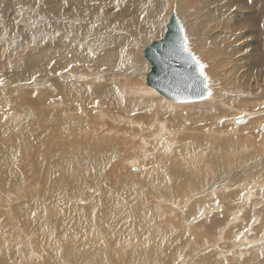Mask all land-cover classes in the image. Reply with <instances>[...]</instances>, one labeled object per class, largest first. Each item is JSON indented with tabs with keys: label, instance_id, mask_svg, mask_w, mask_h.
I'll return each instance as SVG.
<instances>
[{
	"label": "rangeland",
	"instance_id": "rangeland-1",
	"mask_svg": "<svg viewBox=\"0 0 264 264\" xmlns=\"http://www.w3.org/2000/svg\"><path fill=\"white\" fill-rule=\"evenodd\" d=\"M66 1L68 6L79 2V0ZM202 1L174 0L177 9L173 7L174 2L169 4L160 17L152 18L148 24H145L144 28H151V30L141 36H138V32L133 29L135 24L131 22L120 24L116 20L115 16L127 5L124 0H115L107 5L105 12L96 13L89 9L82 10L78 15H60L79 19V23L75 19L68 21L76 23L73 28L69 24H65V27L56 28L53 21L59 24L64 20H53L51 16H47L45 22L37 24L36 37L34 38L36 42L31 43L32 40L29 47L23 45V36L17 39L14 48L8 52V60L5 61L7 64L3 70L1 68L0 77V89L10 93L8 99L10 102L0 104V264L3 261V264H80L81 257H85L87 254H92L91 259L93 260L91 262H95L94 264L102 263L100 259H104V257H106L104 264H112L114 259L115 263L113 264H171L168 262L167 248L180 245L186 247L179 259L184 256L188 262L183 260L181 264L184 262L187 264H212L211 262L215 261L216 258L220 264H232L230 262L233 261L240 263V258L245 255L244 253L256 254L257 259L252 258L251 262L264 258V223L261 222V219H264V188L260 189V192L258 188V184L264 182V152L262 153V149L264 150V123L257 127L249 121L244 125L239 124L237 126L233 121L240 117L241 111L239 110H264V102L256 107L242 104V101L246 100L257 101L262 99L264 101V95H262L264 93V18L258 21H248V26L244 23L245 30L240 29L239 34L242 36L248 33L250 50H247L256 55L257 66L248 73L250 81L254 83V88L240 83L239 67L236 68L241 56L238 51V26L234 29L229 28L228 20L232 22L234 20L227 17L215 16L212 18ZM244 1L248 2V0ZM37 2H39V9L45 10L43 2L46 3V0H38ZM9 3L10 0H0V9H6ZM91 6L98 8L100 4L92 3ZM256 6L264 7L260 0H256ZM18 8L23 14H27L31 20V16L28 14L30 7L18 6ZM172 11H176L179 19H181L186 34L188 51L194 55L196 60H199L200 64L204 65L203 77H206L209 91L204 98L198 100L173 101L162 95L149 83L147 84L146 76L151 65L145 57V48L152 41L163 37L164 33L161 28L164 27V21ZM163 15L165 17H162ZM25 20L29 21L28 17H25ZM87 21L88 23L93 22L100 31V38L93 43H89L81 34L82 29L88 24ZM46 26H48V34L41 36L40 29ZM109 26L125 30L123 33L132 37L133 46L127 49L129 54L127 55L130 56L128 61L132 62L130 71L119 68L99 67L98 69V66L94 65L92 61L82 62L76 66L73 65L74 67L69 66V69L68 67L64 68L66 69L64 72L66 71L67 74L76 73L78 76L75 79L77 80H64L60 76V73H63V64L51 61V66L47 68L45 73H38L27 81L17 80L13 82L4 79L3 71L17 75L23 70L26 52L37 46L55 42L57 39L78 40L86 44L85 47L97 50V52L92 51L94 59L100 57L112 44H116L112 43L113 39L108 40L111 37L109 34L103 39V34L108 32ZM102 39L107 40V43L101 48L95 47V44ZM137 64H140L141 70L136 69ZM87 74L90 76L86 80L84 78ZM110 76L114 78L112 81H108ZM44 80L46 85H31V83L37 81L40 83ZM53 80L87 84L97 97L90 101L88 107L85 108L83 104L75 103L65 98L64 95H60L59 91L53 87ZM106 84H112L118 88L123 96L128 98L127 104L134 101L133 106L127 111H122L103 103L100 86ZM134 85L154 88L156 95L141 93L132 88ZM218 88L223 91L220 89L221 92ZM131 89H134L136 93L130 94ZM32 91L48 92L50 97L45 101L46 104L36 105L29 97L31 94L28 92ZM149 98L158 100L156 103L161 107L157 109L149 102ZM138 100H144L146 104L137 105ZM216 100H220L222 103H216ZM12 113L23 116L14 119L10 117ZM157 116L159 122H165V127L168 129L165 138L170 143H166L162 139V144L150 137V135L163 130V125L161 127L160 123L155 121ZM129 118L133 119V122ZM247 120H249L248 117ZM138 121L141 123L135 124ZM189 143L192 144V147H187V144L190 145ZM155 148H159L160 151L154 153ZM228 151H231L233 156H230ZM12 152L17 153V158L11 159ZM147 153H153V155L148 157ZM227 153L228 156H226ZM213 155H216L215 159ZM208 157L209 162H212L213 166L215 165L214 177L210 167H208V160H206ZM134 158L137 159V162L148 165L147 174H151L154 170L157 173L158 167L169 166L177 158H181L183 162L181 163L182 160L178 159V164L176 162L177 170L172 168L168 172L173 177L171 179H174L168 180V187L163 177L148 176L145 179L143 178L144 175L134 174L135 171L130 170V167L125 165L123 167L126 169L121 170L122 161H132ZM260 159L263 160L262 163ZM203 161L207 165L205 169L202 168ZM248 161L251 163L250 165ZM258 162L262 165L261 167ZM257 168L262 169L257 170ZM248 171L252 172L250 173L252 176L248 174ZM211 178L215 182L211 181ZM217 178H221V183ZM150 179L152 181L154 179L161 186V192L159 190L156 194L150 190L148 187ZM215 179L218 181L216 182ZM205 180L208 184L205 183ZM126 183L142 184L140 190L135 187L139 190L138 198L124 193L127 205L132 211L136 210L134 209L135 201L140 202L139 199L142 197L148 201L147 203L144 201L143 206L146 207L147 205L146 208H150V210L144 207L143 210H139L140 214L137 213V210L131 212L129 209L128 213L123 211L124 213L118 215V218L121 219L116 218L115 224L118 226L113 224L116 230L118 229L117 232L115 230L116 235L115 232H112L111 224L107 222L110 213L106 210L111 209L110 205L112 206L115 201L112 196L116 194L113 195V193L121 190ZM255 184L259 195L254 194L250 199H244L243 197L247 196L250 185L252 188ZM91 186H96L94 193L90 191L92 190ZM89 188L90 192L88 191ZM84 191L95 196L91 202L94 205L86 208V213L81 211L80 207L87 205L88 201L82 204V199H80L79 202H76L79 205L75 203V199L79 198ZM203 192L208 195L203 194ZM161 193L163 194L162 197L160 196ZM190 194H197V197H200L195 200L198 205L196 210L182 209L183 207H181ZM159 199L162 200L160 201V205L162 202L163 206L162 211H166L161 216L160 224L163 227L165 224L161 230L160 225L156 224L154 211L160 206ZM164 199L172 201V203H168ZM251 201L254 203L253 206H250L252 205ZM174 202L182 205L179 208L178 204L174 206ZM245 203H248L249 206H246ZM107 206L109 207L107 208ZM152 206L154 207L152 208ZM169 207L172 211H168ZM249 207L256 211L250 217L247 216ZM135 208H138V205ZM202 209L206 213L204 216L199 213ZM142 212L144 213L142 214ZM126 213L129 214V217L135 213V216H131L133 220L139 214L143 218L145 217V221L141 217L142 219H137V222H134L135 220L129 218ZM124 214L131 220L127 221ZM198 214H200L199 217H197ZM113 215L116 216L115 213H112L110 220L112 217L114 220L115 216ZM234 216L235 218H232ZM237 216L238 218H236ZM113 220L111 222H114ZM141 220L144 222L142 223L144 228H140V230L137 229L139 225L136 227V223H140ZM147 220L150 222L148 224L155 229L146 225ZM213 221L217 223L211 226ZM122 222H125V225ZM126 222H129V226L126 225ZM130 222L132 225L134 223L135 226H132ZM119 224H121L120 227ZM231 225H234L233 229L224 236L223 242H220L219 240L222 238L219 231L227 230ZM121 226L124 231V227H127L126 230L129 231H125L127 236L123 230V236L119 235L121 234L119 229ZM184 226L185 231H183ZM115 227L113 228L115 229ZM187 227L200 231H188ZM205 227H210V229L204 230ZM148 229L150 235L156 233L157 237L154 240L157 241L143 240L144 243L137 241L138 237ZM242 231L249 240L256 241V245L253 243L255 246L246 251L243 249L241 251V248L237 246L238 243L234 244L238 242L239 237H241L240 240H244ZM179 232L180 234H178ZM102 233H104L103 236ZM91 235L100 236V239L95 237V239H99V244L95 243L97 241ZM118 235L121 236L120 238L125 237L123 241ZM91 237L92 240L89 241ZM110 237H113L114 243L111 240L112 244H110ZM142 238L143 236L139 237V239ZM87 241L90 244H87ZM103 244L105 245L103 246ZM85 245H89V248ZM113 245L116 246L114 250ZM106 246L109 250L112 249L111 254ZM120 246L122 248L126 246L123 248L124 252L121 251L124 253L122 259H120L121 255L120 257L112 255L114 254L112 252L116 251L115 249L118 250ZM214 246L220 247L221 252L216 251L217 248ZM110 247L112 248L110 249ZM233 252L237 255H234ZM238 252L241 254L238 255ZM72 253L80 254V259L75 256L72 257ZM102 253L105 255L103 256ZM217 255L220 258L216 257ZM258 255L261 256L259 259ZM74 258L75 260L78 258L79 261H75ZM227 261L229 263H226Z\"/></svg>",
	"mask_w": 264,
	"mask_h": 264
},
{
	"label": "bare ground",
	"instance_id": "bare-ground-1",
	"mask_svg": "<svg viewBox=\"0 0 264 264\" xmlns=\"http://www.w3.org/2000/svg\"><path fill=\"white\" fill-rule=\"evenodd\" d=\"M3 1V0H1ZM23 1H25L24 3H22ZM38 0H10V3H9V6L4 9H0V77H1V68L3 70V68H5V65L7 63H5L6 60H8V52L10 51L11 48H14L15 46V42L17 41V39L21 36L22 39H23V45L24 46H28L29 47V43L33 40V42L31 43H35L36 41H34V38L36 37V34H35V30L37 28V24L40 23V22H45L46 21V17L47 16H51L52 19H63L64 22H60L59 24L54 23V26L56 28H60V27H65L66 25L65 24H69V25H72V28L74 25H76V23H71V22H68L70 20H74L75 18H70V17H65V16H60V15H64V14H70V15H78L82 10H92L96 13H99V12H105L107 11V5L108 4H111L112 1H115V0H79L78 3H73L72 5L68 6V3L66 0H46V3L43 2L45 4V10L44 9H39L38 7V4L39 2H37ZM124 2L126 3V8L119 11V13L115 16L116 20L121 24V23H124V22H131L134 25L133 29L135 31H137L139 34L138 36H141L142 34H146L147 32H149L151 30V28L149 29H145V24H148L150 22V20L152 18H158L162 15V13L165 11V9L169 6V4H172L174 2V0H124ZM261 4L264 6V0H260ZM92 3H99L100 6L98 8H93L91 6ZM203 3V6L207 7V10H208V13L212 16V18H214L215 16L216 17H227L228 19H233L234 22L228 20V27L231 28V29H234L236 26H238V51L241 53V56L239 58V65L236 66V68H238V72L240 73V83H244L246 85H249L251 87H254V83L252 81H250V78L248 77V73L256 68L257 66V63L255 62L256 59V55L254 53H252L251 51H248L250 50L249 49V44H250V38L248 36V33H245L243 34L242 36H239L240 34V29H244L245 30V26H243V24L245 23V25H247V22L248 21H258V20H261L264 18V7H257L256 6V0H248V2L244 1V0H203L202 1ZM18 6L20 7H30L29 8V11H28V14L31 16V20H30V17L27 15V14H23L22 11H20V9L18 8ZM173 7L177 9V6H176V3L174 2L173 3ZM259 9V10H258ZM258 10V11H257ZM176 16V18L179 19L178 15H177V12L176 11H172L171 14H169V17L164 21L165 22V25L162 29V32L166 33L167 31V26L171 20V17L172 16ZM25 17H28L29 21L28 20H25ZM162 17H165V15H163ZM161 17V18H162ZM104 19H106V17H103ZM78 22L79 19H75ZM115 20V19H114ZM115 20V21H116ZM160 20V19H159ZM158 20V21H159ZM181 19H179V22L182 23L180 21ZM156 21V22H158ZM73 22V21H72ZM88 23V21H87ZM182 26V24H181ZM248 26V25H247ZM246 26V27H247ZM183 27V26H182ZM47 28L48 26L44 27V28H41L40 29V32H41V36H45L48 34V31H47ZM70 28V29H72ZM184 28V27H183ZM115 29V31H114ZM110 31H113L110 33ZM117 31V32H116ZM125 30H122V29H119L118 27H114V26H109V29H108V32H105L103 34V39H104V36L105 37H108V34L111 35V37L108 38V40H112V43H116V44H112L110 48H108L107 50L104 51V53L94 59V57L92 56V51H96L97 50L94 48L91 49L90 47H85L86 44L78 41V40H71V41H65L62 37V40H56L55 42H52V43H49V44H46L44 46L40 45V46H37L35 48H32L31 51L29 50L28 52H26L25 56H24V65H23V70L19 73V74H10V73H6V72H2V74H4V79L7 80V81H13V82H16L17 80H20V81H27L29 79H31V77H33L34 75L38 74V73H45L47 71V68L49 66H51L50 64L52 63L51 61H54V62H58L59 64H63V67H62V72L63 73H60V76L63 77L62 79L64 80H73L75 79L78 75H76V73H71V72H68V73H71V74H67L66 71L64 72V68H67L69 69V66H72L74 67L73 65H77L79 63H82V62H90L92 61V63L96 66H98V69L99 67H103V68H119V69H123L124 71H130L131 70V66H132V62L128 61L130 56H128V52H127V49L130 47L133 46V41H132V37H130L128 34H124ZM121 32V33H120ZM249 32V30H248ZM243 33V31H242ZM81 34H83V36L88 40L89 43H93L95 41H97L100 37H99V34H100V31L97 29V27L95 26V24L93 22H89L81 31ZM160 35V34H159ZM162 35V33H161ZM164 35H162L164 37ZM160 38V39H157V40H154L152 41L149 45L146 46L145 48V57H146V50L148 47H150L153 43L155 42H159L161 40H163L164 38ZM144 38V36H143ZM185 38H186V34H185V30L184 32L182 33V35H180L178 38H177V46L178 48H183L182 45L184 44V41H185ZM96 43L95 44V47H99L101 48L104 44H106L107 40H103ZM248 39H249V42H248ZM110 42V41H109ZM149 42V41H148ZM27 44V45H26ZM99 44V45H98ZM18 45V44H17ZM83 48H86L85 50ZM248 49V50H247ZM178 51V50H175L174 48H170L169 50L166 51L165 54L168 55V57L166 58V60L169 62H171V64H168L169 65V69H168V76L167 78L164 76V78L169 82H170V88H174L173 86H178L179 85V82H181L182 78L180 77V75L184 72V68H183V65H177L176 64V61L180 59V57L178 55L175 54V52ZM11 53V52H10ZM128 54V55H127ZM164 58V55L162 56ZM91 59H94V60H91ZM149 60V59H148ZM4 62V63H3ZM89 64V63H88ZM92 64V65H93ZM150 65H151V68H150V71L151 72L152 70H154L155 68L161 66V62H160V56L158 57H155L154 60H150ZM185 65V64H184ZM95 66V67H96ZM105 66V67H104ZM136 69L138 70H141L140 69V64H137L136 65ZM135 67V66H134ZM71 68V67H70ZM96 69V68H95ZM94 69V70H95ZM97 69V70H98ZM71 70V69H70ZM68 70V71H70ZM136 70V71H137ZM197 70L199 72V75H200V69H199V66L197 65ZM74 71V70H73ZM96 71V70H95ZM135 71V70H134ZM148 72V73H149ZM147 73V74H148ZM82 74V73H81ZM146 74V73H145ZM144 74V75H145ZM80 75V74H79ZM151 75V74H150ZM90 75H85V78L87 80V78L89 77ZM152 76V75H151ZM201 76V75H200ZM148 81H147V84L149 83L150 85H152V87H155L157 89V91H159L157 88V82L162 80L161 78H156L155 82L156 84H153L150 82L149 80V75L146 76ZM154 77V76H152ZM83 78V76H82ZM155 78V77H154ZM201 78H203V82H202V85L204 87V92L202 94H200L198 97H189V98H184V99H181L180 96H178V99L177 100H174L172 99L173 101H178V100H182V101H178V102H185V100H189V101H192V100H198V99H201V98H204L207 94H208V82L207 80L205 79V77L201 76ZM114 78L113 76H110L109 77V80L108 81H112ZM146 79V80H147ZM185 80L182 81L183 83H187L189 79H186V77L184 78ZM77 80V79H75ZM54 81V85L53 87L55 89H57L60 93V95H64L65 98L75 102V103H79V104H83V106L85 108L88 107V103L92 100H94L97 96L96 94L92 91V89L90 88L89 85L87 84H79V83H76V82H70V81H63V80H53ZM46 85V81H40V83L37 81L35 83H31V85ZM48 85V84H47ZM147 86V85H146ZM172 86V87H171ZM220 86V85H218ZM101 88V91H100V94H101V97H102V101L103 103L109 105L111 108H114V109H119V110H122V111H127L129 108H131L133 106V102L131 104H127V99L128 98H125L123 96V94L120 92V90L118 88H116L115 86H113L112 84H106V85H103V86H100ZM132 88H135L136 90H138L139 92L141 93H149V94H153V95H156V90L154 88H151L149 86L145 87V86H142V85H134L132 86ZM155 91H154V90ZM219 89V88H218ZM217 89V90H218ZM221 89V88H220ZM219 89V90H220ZM222 90V89H221ZM220 90V91H221ZM223 91V90H222ZM221 91V92H222ZM226 91V90H225ZM160 92V91H159ZM238 92V91H237ZM30 93L31 95L29 96L36 105H42V104H46L45 101H47L50 97L49 93L46 92V91H32V92H28ZM136 91L134 89H131L130 90V94H135ZM162 94V92H160ZM242 93V92H241ZM9 92H4L2 89H0V104H3V103H9L10 101L8 100L9 99ZM164 95V94H162ZM262 95H264V93H262ZM165 96V95H164ZM166 97V96H165ZM256 99V98H255ZM261 99V98H259ZM149 102H151L154 106L158 108L161 107V105L157 104L156 101L158 102V100H155L153 98H149L148 99ZM263 100H257V101H250V100H246V101H242V104L246 105V106H251V107H256L258 105H262L263 104ZM216 103H222L220 100H216ZM142 104H146V101H140L138 100L137 101V105H142ZM49 105V104H48ZM241 111L240 112V117L236 118L234 121V123L238 126L239 124L240 125H244V123H248L249 121H251L254 125H256L257 127L260 126L262 123H264V110H258V111H247V110H239ZM23 115H18L16 113H12L10 115V117H13L14 119H18L19 117H22ZM104 116V114H103ZM247 117L249 120H247ZM126 118V117H125ZM155 119V118H154ZM129 120H133L131 118H129ZM127 120V121H129ZM156 122H158V124L160 123L161 127L163 125V130L161 132H158L156 134H152L150 135L151 139L152 140H156V141H160L162 143V139H164L166 141V143H170V141H168L166 138H165V135H166V132H167V128L165 127V122H159L158 121V116H157V120L155 119ZM133 122V121H132ZM154 122V121H153ZM156 122H154L155 125ZM141 122L138 121V122H135V124H140ZM152 123V122H151ZM151 125V124H150ZM152 126V125H151ZM154 126V125H153ZM264 126V124H263ZM262 126V127H263ZM158 129V130H160ZM264 130V128H263ZM262 130V131H263ZM253 131V130H252ZM255 132V131H254ZM257 134V133H256ZM257 138V136H256ZM163 144V143H162ZM186 144V143H185ZM184 144V145H185ZM190 144V143H189ZM181 145V144H180ZM183 146V145H182ZM187 147H192V144L188 145L187 144ZM242 147V146H241ZM240 148V147H239ZM243 148V147H242ZM263 148V147H262ZM157 149V150H156ZM159 148H155L153 150V152L155 153L156 151H160L158 150ZM233 149V148H232ZM250 150H251V147H250ZM202 152V151H201ZM229 152V151H228ZM231 152V151H230ZM229 152V153H230ZM251 152V151H250ZM264 152V150L262 149V153ZM233 153V152H232ZM244 153V152H243ZM242 153V154H243ZM257 153V152H256ZM260 153V152H259ZM157 154V153H156ZM209 154V153H208ZM212 153L210 152V155ZM245 154V153H244ZM255 154V153H253ZM258 154V153H257ZM153 153H147V156H152ZM226 155V154H225ZM233 156V154L230 153V156ZM238 155H239V152H238ZM251 155V154H250ZM11 156L12 158L11 159H14V158H17V153L16 152H12L11 153ZM209 156V155H208ZM212 156V155H211ZM209 156V157H211ZM214 156V159L216 158V155H213ZM228 156V153L227 155ZM257 156V155H256ZM254 156V157H256ZM264 156V155H263ZM201 157V156H200ZM203 157V156H202ZM206 157V156H205ZM209 157L206 159L208 160V167H210L211 171H212V176L214 177V166L212 164V162H209ZM248 157V156H247ZM189 157H187V160ZM250 158L252 159V157L250 156ZM174 159V158H172ZM176 159V158H175ZM180 159L182 160L181 158H177V160ZM240 159V157H239ZM263 159V158H262ZM174 161L173 164L171 163L169 166H162L161 167H158L157 170L158 172L155 173V170L154 172H152L151 174H147V171H148V165L147 164H141L140 162H137V159H133L132 161L131 160H126V161H122V164H121V170H125L126 167H123V165L125 166H129L130 167V170L133 169V172L134 174L136 175H144L143 178H147L148 176L149 177H163V179L166 181L167 183V186L169 187V182L168 180H174V179H171L173 178L170 174H168L169 171H171L172 168L176 169L177 170V165H176V162L178 164V161ZM179 160V162H180ZM185 160V159H184ZM204 160V158H203ZM205 160V161H206ZM256 160H259V159H256ZM264 160V159H263ZM262 160V161H263ZM171 161V160H170ZM173 161V160H172ZM252 161V160H251ZM261 159H260V162L262 163ZM183 162V160L181 161V163ZM185 162V161H184ZM216 162V161H215ZM249 162V161H248ZM256 162V161H255ZM180 163V164H181ZM253 163V162H252ZM259 163V162H258ZM217 164V163H216ZM251 163L249 162V165ZM255 164V163H254ZM264 164V163H263ZM253 165V164H252ZM257 165V164H256ZM255 165V166H256ZM260 165V163L258 164ZM257 165V167H259ZM198 166V164H197ZM196 166V167H197ZM262 165H260L261 167ZM207 167L206 163H204L203 161V165H202V168L205 169ZM217 167V165H216ZM241 167V166H240ZM254 167V166H253ZM249 168H251L249 166ZM202 169V170H203ZM220 169V168H219ZM248 169V168H247ZM258 169H262V168H257ZM255 170H256V167H255ZM217 171V170H216ZM215 171V172H216ZM220 171V170H219ZM261 172V170H259ZM258 171V172H259ZM221 172V171H220ZM249 172V171H248ZM202 173V172H201ZM217 173V172H216ZM222 173V172H221ZM252 173L251 171L248 173L250 174ZM219 174V173H218ZM217 174V175H218ZM224 174V173H222ZM247 174V175H248ZM216 175V174H215ZM252 176V174H250ZM220 177V174L218 175ZM217 176V177H218ZM224 176V175H223ZM251 176H248V177H251ZM169 179H168V178ZM225 177V176H224ZM216 178V177H215ZM222 178V177H221ZM221 178H217L220 179ZM207 179V178H206ZM210 179V178H209ZM217 179L216 182L218 181ZM187 180H188V177H187ZM189 181V180H188ZM206 181V180H205ZM210 181V180H208ZM211 181L212 178H211ZM191 182V181H190ZM196 182V181H195ZM215 182V181H213ZM226 182V181H224ZM223 182V183H224ZM155 185H154V184ZM188 183V182H187ZM207 183V181L205 182ZM212 183V182H211ZM221 183V181H220ZM222 183V184H223ZM254 183V182H253ZM256 183V182H255ZM97 184V183H96ZM191 184V183H190ZM208 184V183H207ZM217 184V183H216ZM193 185V183H192ZM252 185V183H251ZM251 185H250V189L248 191V194L246 197H243L244 199L246 198V200L250 199L254 194L255 195H259L258 194V191L256 190V184L253 185V187L251 188ZM204 186V185H203ZM137 189H141L142 187V184H138V183H126L123 185L122 189L119 190L117 193H113L116 194L114 196H112V198L115 199V201L112 203V206L110 205V208L111 209H108L106 210V212L108 211L110 213V216L109 217V220H107V222H109L111 224V227H112V232H115L116 230V227L115 226H118L116 225V218H118V215H121L122 213H124L125 211H130L131 212H135L137 210V213H139V210L140 209H144L145 206L144 205V201L147 203L148 201L142 197V199H139L140 202L138 201H135L134 203V211H132V209L127 205V199L126 197L124 196V193H127V195H134V197L136 196L137 198L139 197L138 196V192L139 190ZM148 187L150 188V190L154 193L157 194V192L160 190L161 192V186L155 182V180L153 179V181L150 179L149 183H148ZM90 188L92 190H90ZM88 191H92V193H94V191L96 190V186H91ZM94 188V189H93ZM258 188H259V192H260V189L264 188V182L261 183V184H258ZM206 189V188H205ZM248 189V188H247ZM169 190L172 191L171 188H169ZM89 191V192H90ZM246 191V192H247ZM213 193V192H212ZM218 193V191H217ZM245 193V192H244ZM137 194V195H135ZM203 194H205V192H203ZM205 195H208V194H205ZM161 197L163 196V194L161 193L160 195ZM198 195L197 194H190L189 195V198L188 196L186 197L187 200L184 202V204H178L177 202L175 203L174 202V206L178 204L179 208L180 206L183 207L182 209L184 208H187L189 210H196L198 208V205L197 203L195 202L196 199L200 198V197H197ZM200 196V194H199ZM159 197V196H158ZM160 197V199H161ZM95 198V196H92V195H89L86 193V191H84V193L82 195H80L79 198L75 199V203L76 202H79L80 199H82L81 203L84 204L86 203L87 201V205L85 204V206L83 205L82 207H80L81 211H83L84 213H86V208L90 207L91 205H94V203H91L92 202V199ZM185 198V199H186ZM159 199V202L158 200H156L159 205H160V200ZM166 199V198H165ZM164 199V200H165ZM163 200V201H164ZM177 200V199H176ZM245 200V201H246ZM71 201H73V199H71ZM167 201V200H165ZM240 201V200H239ZM98 202V201H97ZM101 204H103L102 201H100ZM168 203H172V201H167ZM252 202V201H251ZM239 203V202H238ZM249 203V202H248ZM248 203H245L246 206H249ZM252 205L250 206H253L254 203L252 202L251 203ZM76 205H79L76 203ZM138 205V208H135V206ZM154 205V204H153ZM166 205V204H165ZM216 205V204H215ZM214 205V206H215ZM104 206V205H103ZM102 206V207H103ZM109 206H107L108 208ZM147 207V205H146ZM145 207V208H146ZM154 206H152L153 208ZM162 202H161V205L159 207H157V209H154L155 213H156V224L157 225H160V230L161 228L163 227L162 224H160V221H161V216L163 214H165V212L162 211ZM167 207V206H166ZM133 208V207H132ZM171 207H169V210L168 211H172L170 209ZM176 208V207H175ZM178 208V207H177ZM213 208V207H212ZM148 210H150V208H146ZM181 209V210H182ZM208 209V208H207ZM214 209V208H213ZM216 209V208H215ZM141 210V211H142ZM153 210V209H152ZM179 210V209H177ZM206 210V209H205ZM209 210V209H208ZM124 211V212H123ZM212 211V209H211ZM210 211V212H211ZM115 213V218L113 220V217L111 220H113L114 222H111L110 218L112 216V213ZM129 212V213H131ZM145 212V211H144ZM142 212V214L144 213ZM150 212V211H149ZM203 212V213H202ZM210 212H207V213H210ZM83 213V214H84ZM128 213V212H127ZM126 213V215H127ZM136 213V214H137ZM184 213V212H183ZM199 213H201V215L203 214L206 215L204 209H202ZM256 213V211L254 210V208H248V211H247V216L250 217L252 215H254ZM106 214V213H105ZM140 214V213H139ZM137 214V215H139ZM129 215V214H128ZM127 215V216H128ZM133 216H135V213L132 214ZM131 215V216H132ZM136 215V219H132V217L128 216L129 218H131L134 222H137V219H142L143 217L142 216H137ZM200 214H198L197 217H199ZM222 215V214H221ZM125 216V214H124ZM223 216V215H222ZM138 217V218H137ZM142 217V218H141ZM184 217V216H183ZM127 217L125 216V219ZM153 218V216H152ZM151 218V219H152ZM185 218V217H184ZM232 218H235L232 217ZM238 218V216L236 217ZM107 218L105 217V220ZM121 219V218H120ZM124 219V221H125ZM131 219H128L127 218V221L131 220ZM145 221V217L143 218ZM194 219V218H193ZM150 220V219H149ZM230 220V218H229ZM122 221V220H121ZM142 220L141 222L139 223H136V227H139L137 229H140V228H144V226L142 227V223H144ZM153 221V220H152ZM185 221H187V219L185 218ZM120 222V221H119ZM118 222V223H119ZM132 222V221H131ZM130 222V223H131ZM146 225H148L149 227H152V225L150 226L148 223V220L146 221ZM261 222L264 223V219H261ZM121 223V222H120ZM123 223V222H122ZM127 223V222H126ZM215 223L217 222H212L211 223V226H213ZM115 224V226L113 225ZM125 225V222L123 223ZM129 222L126 224L128 225ZM225 224V223H224ZM121 224H119V227H120ZM123 225V226H124ZM132 225V223H131ZM129 226V225H128ZM132 226H135L134 223ZM115 227V229L113 228ZM118 227V228H119ZM164 227H165V224H164ZM163 227V228H164ZM234 225H231L227 230L226 229H222V231H219V233L221 234V240H219L220 242H223V238L225 235L229 234L230 231L233 229ZM127 228V227H126ZM126 228L124 227L125 231L129 232L128 229L126 230ZM128 228H131V227H128ZM133 228V227H132ZM155 229V227H152ZM152 228H151V231H152ZM158 228V227H157ZM224 228V226H223ZM121 231L123 230L122 229V226L121 228H119ZM205 229H210V227H205ZM219 229V230H220ZM118 230V229H117ZM116 230V232H117ZM131 230V229H130ZM134 230L136 231L135 227H134ZM141 230V229H140ZM143 230V229H142ZM187 230L188 231H192V232H199L200 230H197V229H194V228H190V227H187ZM119 234V235H122L123 231ZM124 231V232H125ZM183 231H185V226L183 227ZM245 231V230H244ZM244 231H242L241 234H243L244 236V240H240L241 237H239V239L237 240L238 242H235L234 244H237L238 243V248H241V251L242 249L244 251L248 250L249 248L253 247L256 245V241L254 240H249L246 236V234H244ZM115 232V233H116ZM139 232H142V231H139ZM202 232V231H201ZM200 232V233H201ZM114 233V234H115ZM119 233V232H118ZM154 233V232H153ZM218 233V234H219ZM113 234V233H112ZM125 236H127L128 234H126V232L124 233ZM136 236L137 233L135 232ZM141 234V233H139ZM180 234V232L178 233ZM240 234V235H241ZM104 235V233H102V236ZM117 235V233H116ZM118 235V236H119ZM92 236V235H91ZM94 236V235H93ZM92 236V237H93ZM100 237L99 235H95L94 236V240L97 241L95 243L99 244V239H95V237ZM111 236V235H110ZM123 236V235H122ZM135 236V238H136ZM143 236L142 239H139V237ZM141 236L138 237L137 241H142L143 240H149L151 241H157V240H154L156 239V233L152 235H150V230H146ZM150 236V237H149ZM92 237L91 239H89V241L92 240ZM96 237V238H97ZM121 236H119L120 238ZM129 237H130V234H129ZM90 238V237H88ZM115 238V236H114ZM118 238V237H117ZM125 238V237H124ZM124 238H120L123 239ZM102 239V238H101ZM107 239V238H106ZM113 239V237H110V244H112L111 240ZM88 240V239H86ZM93 240V242H94ZM109 240V239H108ZM106 240V241H108ZM115 240V239H114ZM218 240V239H216ZM89 241H87L86 243L88 244ZM113 241V240H112ZM121 241V242H122ZM77 242V241H76ZM79 242V241H78ZM85 241H83L84 243ZM101 242V241H100ZM118 242V241H117ZM119 242V243H121ZM242 242V243H240ZM69 243V242H68ZM80 243V242H79ZM114 243V241H113ZM144 243V242H143ZM147 243V242H145ZM253 243H255V245H253ZM81 244V243H80ZM85 244V243H84ZM83 244V245H84ZM90 244V243H89ZM96 244V245H97ZM102 244V242L100 243ZM107 244V242H106ZM122 244V243H121ZM170 244V243H168ZM233 244V245H234ZM6 245V244H5ZM105 244H103L104 246ZM108 245V244H107ZM116 245V243H115ZM120 245V244H119ZM126 245V244H125ZM144 245V244H143ZM243 245V246H242ZM2 246V245H1ZM8 246V245H6ZM89 248V245H85ZM99 246V245H97ZM111 246V245H109ZM4 247V246H3ZM9 247V246H8ZM7 247V248H8ZM84 247V246H83ZM92 247V246H91ZM100 247V246H99ZM108 251L110 252L111 254V248L113 247V250L114 248H116V246L114 247V245L112 247H110L111 250H109L108 246H106ZM122 248V246H120ZM119 247V249H115L116 251H113L112 255H114L115 257H120V259H122V255L124 256V253H122L121 251H123V248L126 247L124 246L122 248V250H120L121 248ZM186 246L184 245H180V246H171V247H168L167 250H168V262L171 263V264H181V262L184 259V256H182V259H179L180 256H181V253L182 251L185 249ZM215 248H217L216 251H220L221 252V249L220 247H217V246H214ZM233 247V246H232ZM231 247V248H232ZM13 248V247H12ZM117 248H118V245H117ZM139 248H140V245H139ZM191 248H196V247H191ZM214 248V249H215ZM2 249V248H1ZM5 249V247H4ZM71 249V248H70ZM93 249V248H92ZM99 249V248H98ZM102 250H105L104 248H101ZM106 249V250H107ZM131 249V248H130ZM129 249V250H130ZM213 249V250H214ZM100 250V249H99ZM98 250V251H99ZM132 250V249H131ZM209 250V249H208ZM229 250V249H228ZM85 251V250H84ZM97 251V250H95ZM239 251V252H241ZM86 252V251H85ZM101 253V250L99 251ZM106 252V251H104ZM124 252V251H123ZM128 252V251H127ZM238 252V255L241 254ZM126 253V252H125ZM130 253V251L128 252ZM127 253V255H128ZM223 253V252H222ZM234 253V252H233ZM78 254V253H77ZM226 254V253H225ZM224 254V255H225ZM245 255L241 256V261L240 263H238L237 261H233V262H230L232 264H258V263H261V264H264V258L262 259H259L261 256L258 257L259 260L257 261H253L251 262V259L252 258H256V254H252L251 253H244ZM247 254V256H246ZM103 255V253H102ZM105 255V253H104ZM103 255V256H104ZM228 255V254H226ZM234 255H237V253ZM250 258H249V256ZM71 256H75V257H78L81 256L80 254L79 255H75V254H71ZM102 256V257H103ZM114 256H111L112 258ZM220 256H221V253H220ZM233 256V255H232ZM92 257V254H87L85 257H81V261L79 262L80 264H94L95 262H91L93 259H91ZM127 258H129L128 256H126ZM216 257H219V255H217ZM226 257V256H225ZM243 257V258H242ZM77 258V259H78ZM106 257H104L105 259ZM125 258V257H124ZM220 258V257H219ZM237 258L239 259V256H237ZM76 259V260H77ZM83 259V260H82ZM103 259V258H102ZM100 259V262L102 261V263L104 264V259L102 260ZM110 259V258H109ZM230 260L232 258H229ZM228 259V261H229ZM257 259V258H256ZM4 260V259H3ZM75 260V258H74ZM75 260V261H76ZM179 260V261H178ZM79 261V260H77ZM115 263V259L113 260ZM123 261V260H122ZM125 261V260H124ZM226 262V263H229V262ZM91 262V263H90ZM99 262V263H100ZM116 262H119V261H116ZM185 262H187L185 260ZM184 264H187L185 263ZM1 263V262H0ZM4 263V261L2 262V264ZM74 263V261H73ZM100 263V264H102ZM111 263V261H110ZM212 264H220L219 261H217V258L216 260L212 261L211 262ZM118 264V263H116ZM120 264V263H119ZM210 264V263H208Z\"/></svg>",
	"mask_w": 264,
	"mask_h": 264
},
{
	"label": "water",
	"instance_id": "water-1",
	"mask_svg": "<svg viewBox=\"0 0 264 264\" xmlns=\"http://www.w3.org/2000/svg\"><path fill=\"white\" fill-rule=\"evenodd\" d=\"M183 32L184 28L181 26L179 19L173 15L167 26V31L163 37L164 39L159 41L158 43H153L146 50V58L149 59V61L154 60L155 57L160 56L161 66L149 72L148 75L150 82L153 84H156V78L162 79L157 82L156 86L157 88H159L158 90L162 92V94H164L168 99L177 100L178 96H180L181 99L198 97L204 92V87L202 85L203 78H201L197 70L196 58L191 52L184 51L183 48H178L177 46V38L182 35ZM170 48L178 50L175 52V54L178 55L180 59L176 61V64L183 65L184 68V72L180 75V77L182 78L181 82H179L178 86H173V89L169 86L171 81L168 82L164 78V76L167 78V76L169 75L168 64H171V62L168 63V61L166 60L168 55L165 53ZM163 55L164 58L162 57ZM185 77L186 79H189L187 83L182 82L185 80Z\"/></svg>",
	"mask_w": 264,
	"mask_h": 264
},
{
	"label": "snow or ice",
	"instance_id": "snow-or-ice-1",
	"mask_svg": "<svg viewBox=\"0 0 264 264\" xmlns=\"http://www.w3.org/2000/svg\"><path fill=\"white\" fill-rule=\"evenodd\" d=\"M182 47H183V50H184V51H188V48H187V40H186V38H185V41H184V44L182 45ZM196 63H197V65L199 66V69H200V75H201V76H204V71H203V69H204V65H203V64H200L199 60H197ZM205 79H206V77H205Z\"/></svg>",
	"mask_w": 264,
	"mask_h": 264
}]
</instances>
